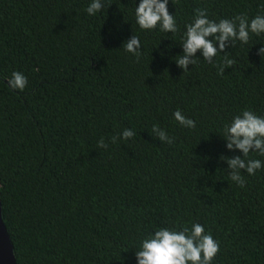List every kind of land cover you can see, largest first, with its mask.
<instances>
[{
  "label": "trees",
  "instance_id": "trees-1",
  "mask_svg": "<svg viewBox=\"0 0 264 264\" xmlns=\"http://www.w3.org/2000/svg\"><path fill=\"white\" fill-rule=\"evenodd\" d=\"M139 3L106 0L90 16V0H0V190L17 264H137L144 238L194 222L219 243L212 264H264V156L249 153L262 167L241 170L243 188L221 159L243 158L225 124L246 109L264 117V34L226 48L236 63L223 75L224 53L208 63L198 50L187 72L175 62L196 8L251 20L264 0H169L175 34L141 30ZM133 35L139 58L123 48Z\"/></svg>",
  "mask_w": 264,
  "mask_h": 264
},
{
  "label": "clouds",
  "instance_id": "clouds-1",
  "mask_svg": "<svg viewBox=\"0 0 264 264\" xmlns=\"http://www.w3.org/2000/svg\"><path fill=\"white\" fill-rule=\"evenodd\" d=\"M169 0H140L135 8V20L141 30H154L175 34L179 29L173 14L168 11ZM111 4H108L110 6ZM106 7V0H90L86 12L90 16L102 12ZM264 7V6H262ZM191 23L185 25L186 31L182 37L183 54L175 58L178 67L184 72L189 71V65H196L198 59H193L199 50L208 63H213L218 53H224L222 63L218 67V74L223 75L225 68L233 66L236 61L229 58L225 50L235 47L236 41L247 44L250 34L257 36L264 34V15L257 14L249 20L246 14L237 15L231 19H220L218 22L210 20L206 8H196ZM218 45V47H217ZM123 48L137 58L141 55V43L137 35H133L124 42ZM264 57V47L258 51ZM27 77L22 72H13L8 80L12 89L23 90L27 86ZM174 119L185 128L194 129L195 122L185 117L178 109L173 113ZM223 137L227 141V149L239 150L243 154L235 157L222 156L226 160L230 171L231 181L239 187L245 186L241 170L249 175H255L261 169L259 159H247L250 152H258L264 156V117L256 115L252 110H244L233 117L230 124H225ZM151 133L161 142L172 144L173 137L154 124ZM135 133L131 129H124L121 136L124 140L132 138ZM117 137H113L115 142ZM99 148H107L103 137L97 142ZM219 251V243L198 222L185 225L180 230L161 227L144 238L140 243V250L135 252L137 264H212Z\"/></svg>",
  "mask_w": 264,
  "mask_h": 264
},
{
  "label": "water",
  "instance_id": "water-1",
  "mask_svg": "<svg viewBox=\"0 0 264 264\" xmlns=\"http://www.w3.org/2000/svg\"><path fill=\"white\" fill-rule=\"evenodd\" d=\"M1 187V185H0ZM0 264H17L14 244L7 229L4 216L2 196L0 190Z\"/></svg>",
  "mask_w": 264,
  "mask_h": 264
}]
</instances>
